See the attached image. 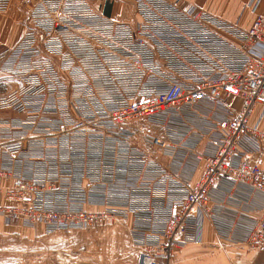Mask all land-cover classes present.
<instances>
[{
  "label": "built area",
  "instance_id": "obj_1",
  "mask_svg": "<svg viewBox=\"0 0 264 264\" xmlns=\"http://www.w3.org/2000/svg\"><path fill=\"white\" fill-rule=\"evenodd\" d=\"M30 1L25 32L0 51V83H20L0 96V230L129 221L138 264H170L226 197L264 196L252 162L264 154V16L243 30L185 0H122L133 22L91 0ZM180 151L200 171L192 184L161 160ZM237 230L264 248V205L216 238Z\"/></svg>",
  "mask_w": 264,
  "mask_h": 264
},
{
  "label": "crops",
  "instance_id": "obj_2",
  "mask_svg": "<svg viewBox=\"0 0 264 264\" xmlns=\"http://www.w3.org/2000/svg\"><path fill=\"white\" fill-rule=\"evenodd\" d=\"M116 1L118 4L115 0H91L94 8L103 15L113 17L117 21H125L126 18L119 13L118 5L126 2ZM252 1L254 3L255 0H185L186 3L200 7L229 23L236 24L243 30L250 29L258 16H264V0H256L255 7L250 6ZM230 2L235 3L233 9L229 6ZM31 11L32 3L30 0H0V51L15 45L19 41L26 30ZM19 87V82L0 83V96ZM2 116H9V114L0 113V118ZM199 127L192 126L191 130L187 127V130H190L188 132L190 136L200 138L201 145L205 146L209 143V138L208 135L200 132ZM163 137L165 138V136ZM184 154V151H180L175 157H161V160L166 164H172L170 170L174 175L178 176L179 174L184 181L192 184L199 177L200 171L194 157H185ZM252 162L264 167V154L254 155ZM195 172L197 175L194 174ZM213 195L222 198L224 193L216 190ZM263 205L264 196L251 191H248L246 197H226L221 205L214 206L212 218L203 223L202 240L198 243L188 244L178 250L170 264H264V248L256 249L240 245L245 239L243 231L234 232L233 243L225 242V240L223 242L216 238L218 237L216 231L218 227L231 226L237 228V226L244 225L245 220L258 219ZM114 224L125 226L129 237L127 230L129 229V221ZM11 227L24 228L16 223L4 228ZM39 232L43 233L42 228ZM135 264H137V259Z\"/></svg>",
  "mask_w": 264,
  "mask_h": 264
},
{
  "label": "rangeland",
  "instance_id": "obj_3",
  "mask_svg": "<svg viewBox=\"0 0 264 264\" xmlns=\"http://www.w3.org/2000/svg\"><path fill=\"white\" fill-rule=\"evenodd\" d=\"M229 6L233 9L235 3L230 2ZM118 9L125 21L137 19L132 3H121ZM194 174L197 175V172ZM124 227L114 224L50 237L33 229L2 228L0 264H135L138 251L130 230L127 229L128 237Z\"/></svg>",
  "mask_w": 264,
  "mask_h": 264
}]
</instances>
